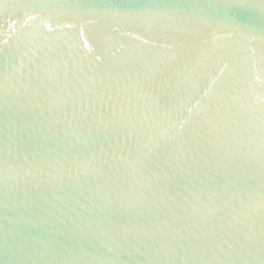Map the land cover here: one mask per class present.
Returning <instances> with one entry per match:
<instances>
[{
    "label": "water",
    "instance_id": "95a60500",
    "mask_svg": "<svg viewBox=\"0 0 264 264\" xmlns=\"http://www.w3.org/2000/svg\"><path fill=\"white\" fill-rule=\"evenodd\" d=\"M0 264H264V0H0Z\"/></svg>",
    "mask_w": 264,
    "mask_h": 264
}]
</instances>
